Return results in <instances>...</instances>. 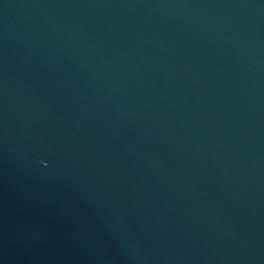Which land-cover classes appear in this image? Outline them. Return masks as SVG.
<instances>
[{
    "label": "water",
    "instance_id": "1",
    "mask_svg": "<svg viewBox=\"0 0 264 264\" xmlns=\"http://www.w3.org/2000/svg\"><path fill=\"white\" fill-rule=\"evenodd\" d=\"M0 264H264V0H0Z\"/></svg>",
    "mask_w": 264,
    "mask_h": 264
}]
</instances>
